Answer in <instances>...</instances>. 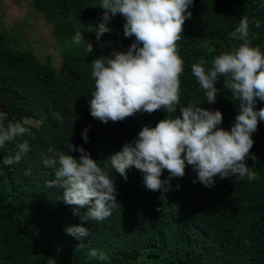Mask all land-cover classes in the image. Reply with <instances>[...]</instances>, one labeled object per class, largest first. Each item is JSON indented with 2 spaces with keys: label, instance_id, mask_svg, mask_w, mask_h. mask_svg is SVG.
<instances>
[{
  "label": "trees",
  "instance_id": "16d2710c",
  "mask_svg": "<svg viewBox=\"0 0 264 264\" xmlns=\"http://www.w3.org/2000/svg\"><path fill=\"white\" fill-rule=\"evenodd\" d=\"M29 3L63 52V69L58 71L50 57L41 60L31 50L11 47L16 31L0 33V126L21 121L31 131L18 138L17 142L27 140L30 146L19 163H0V264H264V121L253 133L251 152L256 159L247 160L256 180L217 176L208 188L192 182L196 174L188 166L186 175L173 179L167 192L150 191L142 172L134 167L128 169L127 180L109 168L110 175L116 176L121 204L103 221L85 222L87 237L67 234L66 227L81 221L73 215L74 206L64 203L63 189L46 187L54 178L53 170L42 163L47 149L67 152L71 142L83 145L104 166V159L136 138L145 124L155 126L167 113H138L107 124L94 119L89 106L94 90L91 61L113 48L126 50L133 42L134 37L123 35L124 18L114 17L111 31L97 40L91 29L103 13L101 0ZM190 10L192 16L178 41L185 62L181 103L200 101L205 102L203 107L220 109L221 126L230 128L237 107L223 89V78L217 83V102L209 105L191 65L203 56L209 61L206 67H211V59L235 43L228 33L245 15L261 22L259 29H253V44L264 50V0H194ZM78 31L85 41L79 45L73 43ZM87 43L93 44L92 53ZM260 107L264 102L257 104ZM85 127L88 143L82 138ZM15 151V143H7L0 148V161ZM167 176L165 170L162 179ZM99 253L108 259L99 260Z\"/></svg>",
  "mask_w": 264,
  "mask_h": 264
},
{
  "label": "clouds",
  "instance_id": "9594fccd",
  "mask_svg": "<svg viewBox=\"0 0 264 264\" xmlns=\"http://www.w3.org/2000/svg\"><path fill=\"white\" fill-rule=\"evenodd\" d=\"M193 4L194 0H101L99 8L103 13L91 29L96 39L111 31L109 23L119 15L125 20L124 37L134 40L126 50L113 48L110 54H101L91 61L94 90L89 99L90 115L105 124L158 110L167 115L155 126L145 124L136 138L104 159V166L83 145L71 142L67 152L52 146L47 149L42 163L53 170L54 178L46 182V187L63 189L64 203L74 206L73 215L81 221L66 227L67 234L87 237L85 222L103 221L121 204L116 176L110 175L109 168L127 180L128 169L134 167L142 172L150 191L164 192L172 187L173 179L186 175L188 166L196 174L192 182L208 188L215 185L217 176L248 181L258 178L247 160L256 159L251 152L253 133L264 121V107L257 108L258 103L264 102V50L253 44V29H259L261 22L242 16L228 33L229 40L235 43L215 55L211 67H206L209 61L203 56L191 65V73L209 105L217 102V83L223 78V89L228 90L237 107L231 127L224 128L220 109L203 107L205 102L200 101L181 103L185 62L178 41L186 20L192 16ZM73 43H85L79 31ZM86 48L93 52L92 43H87ZM88 131L85 127L82 132L85 143L90 139ZM26 134H31L26 122L0 126V148L7 143H15L16 148L15 155L4 157L0 163H19L30 150L27 140L17 142ZM165 170L168 176L162 179ZM180 186L175 185L177 189ZM91 255L97 256V252L92 251ZM98 258L108 259L104 253H99Z\"/></svg>",
  "mask_w": 264,
  "mask_h": 264
},
{
  "label": "rangeland",
  "instance_id": "374dc122",
  "mask_svg": "<svg viewBox=\"0 0 264 264\" xmlns=\"http://www.w3.org/2000/svg\"><path fill=\"white\" fill-rule=\"evenodd\" d=\"M4 29L8 34L16 31L17 36L9 37L11 40L13 37L12 42H15L11 47L31 50L41 60L50 57L58 71L63 69V52L52 37L50 27L41 14L32 9L29 0H0V33ZM28 122L35 124L30 120Z\"/></svg>",
  "mask_w": 264,
  "mask_h": 264
}]
</instances>
